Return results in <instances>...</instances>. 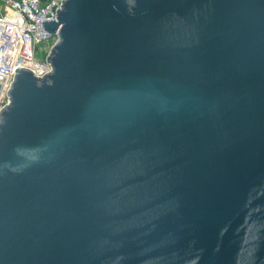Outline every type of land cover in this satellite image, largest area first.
<instances>
[{
  "label": "water",
  "instance_id": "95a60500",
  "mask_svg": "<svg viewBox=\"0 0 264 264\" xmlns=\"http://www.w3.org/2000/svg\"><path fill=\"white\" fill-rule=\"evenodd\" d=\"M0 113V264H264V0H65Z\"/></svg>",
  "mask_w": 264,
  "mask_h": 264
},
{
  "label": "built area",
  "instance_id": "2783aa9c",
  "mask_svg": "<svg viewBox=\"0 0 264 264\" xmlns=\"http://www.w3.org/2000/svg\"><path fill=\"white\" fill-rule=\"evenodd\" d=\"M65 0H0V113L9 104L15 72L25 69L37 79L51 73L47 57L58 41L43 22L57 21ZM38 52L43 60L37 59Z\"/></svg>",
  "mask_w": 264,
  "mask_h": 264
},
{
  "label": "rangeland",
  "instance_id": "374dc122",
  "mask_svg": "<svg viewBox=\"0 0 264 264\" xmlns=\"http://www.w3.org/2000/svg\"><path fill=\"white\" fill-rule=\"evenodd\" d=\"M37 59H38L39 61H42V60H43V54L40 53V52H38V54H37Z\"/></svg>",
  "mask_w": 264,
  "mask_h": 264
}]
</instances>
